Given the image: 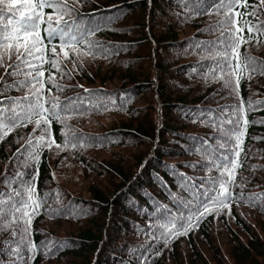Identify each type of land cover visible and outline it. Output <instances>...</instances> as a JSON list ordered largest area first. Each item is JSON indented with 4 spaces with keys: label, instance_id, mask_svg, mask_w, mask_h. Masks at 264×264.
Returning <instances> with one entry per match:
<instances>
[{
    "label": "trees",
    "instance_id": "16d2710c",
    "mask_svg": "<svg viewBox=\"0 0 264 264\" xmlns=\"http://www.w3.org/2000/svg\"><path fill=\"white\" fill-rule=\"evenodd\" d=\"M67 3L76 11L62 15L61 23L75 21L78 33L85 34L86 43L76 45L78 49L89 52L88 42L93 47L90 54L75 57L74 68L72 51L65 49L69 53L65 59L59 39L49 44L46 25L41 24L45 40V62L39 65L41 91L47 101L50 89L65 108L64 123L50 122L52 138L61 149L37 147L40 158L35 164L25 163L23 155L14 156L21 145L22 152L28 148L25 141L34 123L17 126L0 140V198L15 189L20 196L12 195L8 203L19 201L24 196L21 181L28 183L37 173L35 189L42 203L31 218L28 239L36 251L28 264H224V257L229 264H264V236L257 232L264 231V123L260 122L264 121V33L255 31L264 25V5L246 0L247 6L236 5L226 13L219 0ZM42 11L45 19L53 13L48 7ZM228 16L242 28L240 56L255 58L258 66L255 74L240 78L238 96L223 87L222 79L212 78L223 59L217 55L223 45L216 42L232 27ZM6 23H0V29ZM52 23L56 25L55 13ZM249 26L254 27L252 39ZM53 46L59 69L51 67ZM5 63L18 62L13 55L5 57ZM19 72L7 76L0 67V76L9 84L31 79L23 73L35 76L28 67ZM50 72L60 90L48 82ZM29 91L11 88L0 97L23 98ZM241 101L248 124L235 179L242 186L231 191L242 199H234L218 213L209 212L197 226L165 245L162 225L174 219L179 226L206 202L200 193L211 186L200 187L201 181L219 176L206 166L210 157L219 158L226 151L220 147L223 139H218L223 136L219 121L235 119L232 108ZM65 137L68 147H63ZM185 176L192 179L186 181ZM188 184L197 185L196 198L184 190ZM252 197L259 198L246 202ZM15 240L10 229L0 230V264H13L10 250ZM17 250L27 260V249L21 245Z\"/></svg>",
    "mask_w": 264,
    "mask_h": 264
},
{
    "label": "snow or ice",
    "instance_id": "6c2138e0",
    "mask_svg": "<svg viewBox=\"0 0 264 264\" xmlns=\"http://www.w3.org/2000/svg\"><path fill=\"white\" fill-rule=\"evenodd\" d=\"M82 2L83 0H75L76 5ZM219 4L220 7L226 10V13H232L236 5L247 6L246 0H219ZM260 4L264 5V0H260ZM45 7L53 9V13L56 14L55 26L52 23L53 13H48L47 19L44 18L45 13L42 10ZM75 11V6H69L67 0H0V23L5 20L7 21L4 27L0 29V67H4L7 76L20 75L19 69L22 66L35 71V76H32V72L23 73L25 76H30L31 79L13 82L12 84L7 83L4 76H0V80L5 81L3 84H0V92L11 88L30 89L29 92L25 93L23 98L13 99L0 97V140L17 126L34 123L32 133L28 134V139L25 141L28 148L22 152L21 149L24 146L21 145V148H18L16 153H14V156L17 157L19 155L25 156V163L29 160L33 164L38 163L40 157L39 153L35 151L37 147L52 148L55 145L57 149H61V145L52 138L50 122L55 120L58 123H64L61 119V114L65 111V108L59 104L58 98L50 95V89L47 101L45 100L43 91H41L44 87V82L40 79L43 76V70L39 65L45 62V40L42 38L40 32L41 24L43 23L46 25L43 31L47 36V42L51 44L54 38H58L60 52L63 53L65 59L69 55L65 49L67 48L72 51L74 57L72 63L75 68L77 66L75 57L80 53H83V55L90 54L91 48L93 47V43L88 42L86 47L89 48V52L78 49L76 45L86 43L85 34L78 33L75 21H64L61 23L62 15L70 16ZM255 13L256 7L253 6L252 14L255 15ZM17 15L19 18H16ZM236 15H240V13L237 12ZM243 15L247 16L248 13L245 12ZM228 23L232 27L226 29L227 36L222 32L221 39L216 42L217 44L223 45L217 52V55L223 59L217 62L219 72H214L212 78L222 79L223 87L229 89L231 94L238 96L240 78L242 76H248L249 72L255 74L258 66L255 58L247 55L240 56L239 46L244 42V37L240 35L242 28L236 26L237 21L232 16H228ZM244 23H247V21H244ZM255 31L264 33V25L255 28ZM253 32L254 27L249 26L248 39L253 38ZM87 35L90 36L91 32H88ZM50 50L53 53V58L50 61L51 67L59 69L60 64L56 58V47L53 46ZM13 55L15 56V61L18 63L6 64L5 57L11 59ZM9 69H12V71L9 72ZM60 74L62 76L65 75L63 71ZM261 74H264V72ZM53 76L54 74L50 72L48 82L57 90H60L61 85L55 82ZM205 80L207 81V76H205ZM5 100L7 103L4 102ZM45 103L48 104V107H45ZM251 105L252 101L249 100V108H251ZM210 112L211 110H209ZM232 115L235 119L229 118L226 121L220 119L219 121L223 130V136L218 139H223L220 147L225 148L226 151L221 153L219 158L210 157L212 162L206 166L209 170L215 168L219 172V176L210 177L201 181L200 187H203L204 184L211 186L210 188H204L203 193H200L207 197L206 202L200 203L195 212L190 214L179 226L176 225L174 219H170L166 225H162L164 231L161 235L165 245L175 236L186 234L188 229L197 226L198 221L209 212L215 210L218 213L220 209L228 208L234 199L237 201L242 199L240 195L234 194L231 188L233 186H242L237 183L235 177L236 169L242 163L239 156L243 151L244 126L248 124V121L244 118L243 101L233 106ZM260 122L264 123V121ZM211 123L215 125L217 121L214 120ZM225 123L230 125V127L223 129ZM37 130H39V135H34ZM33 140H35V144ZM68 146L69 141L65 137L63 147ZM71 146L75 147V144ZM190 167L195 166L190 165ZM20 175L22 174L17 173V176ZM36 175L37 173L33 172L31 180L28 183L21 181L20 187L24 190V196L19 201L8 203V201H11L12 195L20 196V193L15 189L5 194V197L0 198V230L10 229V235L17 237V240L12 242L14 247L10 250L11 255L15 257L13 264H28V261L33 258V254L36 251L35 244L28 239L31 218L38 214L42 203L36 194ZM183 179L190 181L192 178L185 176ZM196 188L197 185L195 184L184 186V190L189 192L194 198L198 195L195 191ZM209 192L214 193V195H209ZM261 195L264 196V193ZM170 196L173 199L177 198L175 194H170ZM257 198L259 197L249 198L246 202L253 203ZM5 243L8 244L9 242L6 241ZM21 245L27 249V260L17 250ZM45 254L48 255L51 253L46 252ZM156 254L158 255L159 253Z\"/></svg>",
    "mask_w": 264,
    "mask_h": 264
},
{
    "label": "rangeland",
    "instance_id": "374dc122",
    "mask_svg": "<svg viewBox=\"0 0 264 264\" xmlns=\"http://www.w3.org/2000/svg\"><path fill=\"white\" fill-rule=\"evenodd\" d=\"M257 232H258L259 234H261V235L264 236V231H262L261 229H258ZM203 245H204V244H203ZM203 245H201L202 248H204ZM219 246H222V247H223V244L221 245V244L219 243ZM210 254L213 255L211 250H210ZM221 257H223V256H221ZM210 258H211V259H214V257H212V256H210ZM256 259H257V258H256ZM222 260H223V263H224V264H229V263H230V261H229L226 257H224V259H222ZM258 260H259V259H258ZM260 260H263V258H260Z\"/></svg>",
    "mask_w": 264,
    "mask_h": 264
}]
</instances>
